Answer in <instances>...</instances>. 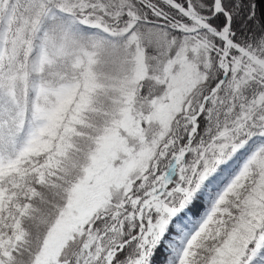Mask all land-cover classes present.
Masks as SVG:
<instances>
[{"label":"snow or ice","instance_id":"1","mask_svg":"<svg viewBox=\"0 0 264 264\" xmlns=\"http://www.w3.org/2000/svg\"><path fill=\"white\" fill-rule=\"evenodd\" d=\"M0 264H264L258 0H0Z\"/></svg>","mask_w":264,"mask_h":264},{"label":"trees","instance_id":"2","mask_svg":"<svg viewBox=\"0 0 264 264\" xmlns=\"http://www.w3.org/2000/svg\"><path fill=\"white\" fill-rule=\"evenodd\" d=\"M259 2V11L262 15H264V0H258ZM198 208L193 209V211H197Z\"/></svg>","mask_w":264,"mask_h":264}]
</instances>
